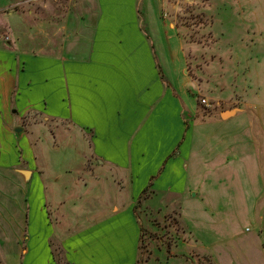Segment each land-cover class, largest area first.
I'll return each mask as SVG.
<instances>
[{
	"label": "crops",
	"instance_id": "0c3cea01",
	"mask_svg": "<svg viewBox=\"0 0 264 264\" xmlns=\"http://www.w3.org/2000/svg\"><path fill=\"white\" fill-rule=\"evenodd\" d=\"M31 1L46 5L10 0ZM82 1L69 0L60 20L56 12L38 20L35 43L24 38H33L24 20L31 9L6 17L21 36L0 45V169L12 186L0 191V232L11 250L20 245V264H56L54 251L68 264H139L144 189L150 182L146 198L171 201L191 191L195 104L176 25L160 18L155 30L151 0ZM18 13L20 23L8 22ZM174 62L185 65L180 82ZM4 254L9 263L12 252ZM220 255L202 258L235 264Z\"/></svg>",
	"mask_w": 264,
	"mask_h": 264
},
{
	"label": "rangeland",
	"instance_id": "374dc122",
	"mask_svg": "<svg viewBox=\"0 0 264 264\" xmlns=\"http://www.w3.org/2000/svg\"><path fill=\"white\" fill-rule=\"evenodd\" d=\"M45 1L46 5L0 0V45L5 44L4 36L10 43L21 36L6 26L10 12L26 14L27 9L32 10L24 20L33 38H24L33 43L38 42V20L49 21L52 12L59 14L57 19L63 18L62 10L69 0ZM151 1L154 29H160V18L165 23L172 21L182 37L185 74L193 82L189 91L195 105L186 160L191 191L187 190L182 200L171 201L160 194L142 198L138 207L144 227L139 264H210L207 257H202L220 254L235 257V264H260L259 226L264 216V0ZM19 13L8 22L20 23ZM174 63L180 82L185 65ZM202 98L208 105L201 102ZM226 110H234L235 114L222 119L220 113ZM9 176L0 169L2 193L12 192L11 184L4 188ZM192 193L197 197L192 198ZM169 204L173 209L166 215ZM177 207L185 233L177 221ZM0 212L3 214L4 208ZM164 217L169 220L168 228ZM7 234L12 236L13 232ZM7 239L0 232V264H20V245L15 244L11 250ZM181 239H190L196 245H185L179 242ZM165 241L172 242L169 249L162 247ZM250 241L253 244L249 245ZM4 252H12L9 263L4 261Z\"/></svg>",
	"mask_w": 264,
	"mask_h": 264
},
{
	"label": "trees",
	"instance_id": "16d2710c",
	"mask_svg": "<svg viewBox=\"0 0 264 264\" xmlns=\"http://www.w3.org/2000/svg\"><path fill=\"white\" fill-rule=\"evenodd\" d=\"M150 182H149V185L144 189V191L142 192L141 194V198L139 199L138 203H137V206H136V209L139 207V204L141 203V200L142 198H146V193L149 191V186H150ZM142 239H143V232L141 233V243H140V249H142ZM170 243V242H169ZM60 253H56L55 251L53 252V255H54V258H55V261H56V264H68L64 259V261H61L60 259Z\"/></svg>",
	"mask_w": 264,
	"mask_h": 264
},
{
	"label": "water",
	"instance_id": "95a60500",
	"mask_svg": "<svg viewBox=\"0 0 264 264\" xmlns=\"http://www.w3.org/2000/svg\"><path fill=\"white\" fill-rule=\"evenodd\" d=\"M234 112H235L234 110H226V111H222V112L220 113V115H221L222 118H225V117H229V116H231ZM21 130H22V128L19 127V128H16V129H15V132H16V133H20Z\"/></svg>",
	"mask_w": 264,
	"mask_h": 264
},
{
	"label": "built area",
	"instance_id": "2783aa9c",
	"mask_svg": "<svg viewBox=\"0 0 264 264\" xmlns=\"http://www.w3.org/2000/svg\"><path fill=\"white\" fill-rule=\"evenodd\" d=\"M3 39L5 40V42H8V40H9V37H8V36H4V38H3ZM201 102H202V103H204V104H206V105H208V104H207V101H206V99H205V98H202V99H201Z\"/></svg>",
	"mask_w": 264,
	"mask_h": 264
}]
</instances>
